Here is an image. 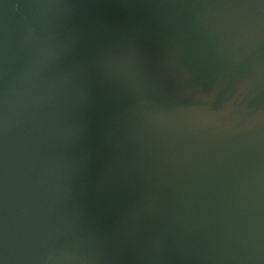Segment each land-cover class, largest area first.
<instances>
[{
    "label": "water",
    "instance_id": "obj_1",
    "mask_svg": "<svg viewBox=\"0 0 264 264\" xmlns=\"http://www.w3.org/2000/svg\"><path fill=\"white\" fill-rule=\"evenodd\" d=\"M0 264H264V0H0Z\"/></svg>",
    "mask_w": 264,
    "mask_h": 264
}]
</instances>
